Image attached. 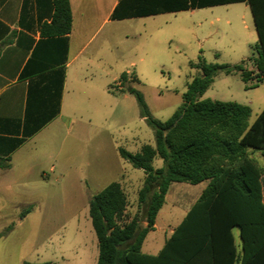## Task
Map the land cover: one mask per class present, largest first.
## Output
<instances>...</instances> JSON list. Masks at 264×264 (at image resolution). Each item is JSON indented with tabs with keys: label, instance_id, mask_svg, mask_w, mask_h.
<instances>
[{
	"label": "rangeland",
	"instance_id": "374dc122",
	"mask_svg": "<svg viewBox=\"0 0 264 264\" xmlns=\"http://www.w3.org/2000/svg\"><path fill=\"white\" fill-rule=\"evenodd\" d=\"M122 26L125 36H118L122 53L108 54L105 75L110 89L114 79L126 73L122 91L102 90L98 99L77 105L76 129L81 134L40 143L26 154L25 175L16 178L13 172L0 179V264H95L98 246L88 201L111 181L119 182L126 194V216L141 215L137 195L143 171L123 159L118 148L137 152L144 144L153 145L154 136L129 88L141 93L152 117L165 120L199 73L190 65L199 56L211 63L243 60L245 69H253L250 58L256 55L252 46L258 37L245 2L151 15L123 21ZM198 98L247 105L250 124L264 107V84L244 82L239 73L217 72ZM251 154L264 166L258 151ZM162 164L160 157L153 158L154 168ZM198 189L187 182L170 184L157 226L144 238V251L161 247Z\"/></svg>",
	"mask_w": 264,
	"mask_h": 264
},
{
	"label": "trees",
	"instance_id": "16d2710c",
	"mask_svg": "<svg viewBox=\"0 0 264 264\" xmlns=\"http://www.w3.org/2000/svg\"><path fill=\"white\" fill-rule=\"evenodd\" d=\"M236 2L248 4L258 37L252 46L256 53L250 58L252 70L244 68L243 60L211 63L199 56L196 63H190L199 73L187 83L180 105L165 120L152 117L141 93L130 89L154 136L153 145L144 144L137 152L118 148L123 159L143 171L137 195L142 212L126 216L127 197L117 181L89 198L88 214L98 246L95 264H264V166L249 154V150H258L264 156V107L248 124L247 105L198 98L217 72L239 73L244 82L254 79L264 84V0H119L111 17L124 19ZM47 28L56 34L70 31L68 0L55 1ZM127 79L126 73L120 74L119 82ZM155 156L163 161L157 168L152 166ZM6 160L0 157V166H5ZM203 180L208 181L206 187L161 249L155 255L142 253V241L153 228L169 185ZM233 227L239 230L240 252Z\"/></svg>",
	"mask_w": 264,
	"mask_h": 264
},
{
	"label": "crops",
	"instance_id": "0c3cea01",
	"mask_svg": "<svg viewBox=\"0 0 264 264\" xmlns=\"http://www.w3.org/2000/svg\"><path fill=\"white\" fill-rule=\"evenodd\" d=\"M55 1L0 0V157L8 159L0 166V179L13 172L16 178L25 175L29 167L26 154L40 143L81 134L76 129L77 105L89 104L103 91H122L119 78L114 79L115 89L113 85L107 88V56L122 53L118 36H125L123 21L146 17L113 19L119 0H68L71 29L56 34L47 28ZM207 182L196 183L199 189L191 205ZM261 183L264 189V174ZM156 226L157 214L147 234ZM174 228L169 229L161 247ZM231 232L240 252L239 230L233 227ZM142 244L144 254L155 255L161 249L144 251Z\"/></svg>",
	"mask_w": 264,
	"mask_h": 264
},
{
	"label": "water",
	"instance_id": "95a60500",
	"mask_svg": "<svg viewBox=\"0 0 264 264\" xmlns=\"http://www.w3.org/2000/svg\"><path fill=\"white\" fill-rule=\"evenodd\" d=\"M128 90H130V88Z\"/></svg>",
	"mask_w": 264,
	"mask_h": 264
}]
</instances>
